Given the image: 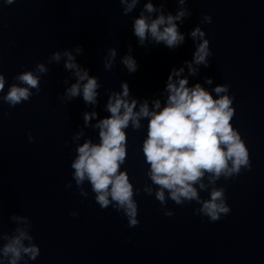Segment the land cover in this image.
<instances>
[{"label":"clouds","instance_id":"obj_1","mask_svg":"<svg viewBox=\"0 0 264 264\" xmlns=\"http://www.w3.org/2000/svg\"><path fill=\"white\" fill-rule=\"evenodd\" d=\"M16 0H3L5 5H12ZM167 0H161V8L154 7L151 0L144 4V9L133 22V33L143 46L149 38L156 44L163 43L169 49L179 47L185 40L184 34L179 31L177 22L183 23L184 19L191 15L186 7L188 0H176L180 5L175 15L164 14L162 8ZM122 5L123 15L131 13L140 0H119ZM146 13H159L151 18ZM210 15H203L201 23H211ZM195 41L201 40L194 52L192 62L185 61L190 75L198 72V67L209 66L208 57L212 55L209 48V40L205 39V32L196 27L190 32ZM131 51V49H129ZM72 50L51 53L47 63H59L64 59V68L72 72L76 82L68 87L62 103H67L73 98L81 97L86 105L98 103V88L101 85L98 78L89 75L87 69L82 68L76 61L77 55H83V47L77 46ZM116 49L109 48L104 58V68L111 71L115 65ZM129 74L137 71V62L129 54L121 59ZM184 68H173L167 78V101L161 108L160 101L154 102V109H149L147 101L137 108L136 99H128L130 89L127 82H121V92H110L106 104V111L110 113L106 118L98 120L93 127L99 129V143L86 140L76 148V157L71 163L72 179L79 195L87 198L89 193L83 185L87 181L91 185V191L95 194V202L102 208L113 207L117 212H123L127 217L128 226L135 227L139 224L138 205L134 199L140 189H135L130 183L126 170L121 171V166L127 158V133L131 126L139 130L141 119L147 118V138L143 141L142 152L145 162L150 165L147 176L156 187L155 192L151 187L145 186L143 191L148 195H155L156 200L164 206L166 216H172L168 210L165 192L168 198L176 205H183L195 201L200 205L195 213L207 217L215 222L222 216L229 214L230 206L226 202L225 188L214 185L222 177L231 179L241 173L242 169H251L250 153L246 143L241 138L238 130L230 121L235 116L233 105L234 97L220 95L228 93L229 85H218L213 91L219 96L205 90L199 83L189 88L187 78H179ZM49 72V68L43 62L35 64L34 69L19 72L13 77L12 83L4 94L6 77L0 71V102L9 107H16L29 101L35 94L41 91V78ZM178 79L174 82L173 77ZM67 83V80L64 81ZM205 83L211 84L212 79L206 78ZM9 113L0 112V119ZM97 116L95 111L85 112L83 119L85 125ZM83 131L77 133L73 139L79 140ZM29 142L34 141L31 133L28 134ZM207 176L208 184L204 183ZM209 185L211 188L209 198L203 199L199 191H205ZM71 182L65 185L70 188ZM2 212V205H0ZM78 215L76 212L70 213ZM10 219L18 223L14 234L8 235L0 232V240L6 241L0 246V264H28V260H35L40 254L39 246L34 243V237L30 233L32 224L25 216L13 214ZM27 257V259H25Z\"/></svg>","mask_w":264,"mask_h":264}]
</instances>
